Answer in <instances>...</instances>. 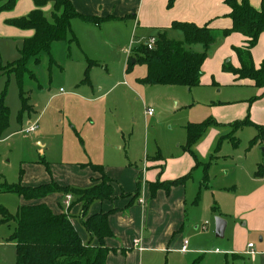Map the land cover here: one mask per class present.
<instances>
[{
    "label": "crops",
    "instance_id": "0c3cea01",
    "mask_svg": "<svg viewBox=\"0 0 264 264\" xmlns=\"http://www.w3.org/2000/svg\"><path fill=\"white\" fill-rule=\"evenodd\" d=\"M249 2L258 10L264 5V0H249ZM72 3L78 12L87 16L115 17L99 25L78 18L71 21V29L76 40L70 41L72 38L70 34L68 40L64 42L70 49L71 60L74 54L79 55L85 59L86 68L89 61L95 62L91 65L89 72L94 67L103 66V63L114 62L118 58V54L114 51H120L123 57L119 58L126 62L124 71L127 74L129 73L128 62L136 46L146 44L149 38L155 37L164 30L172 39H183L176 38L175 33L182 32L172 28L174 22H191L198 26L209 25L214 29L216 39L202 66L200 84L192 87L198 89L196 91L198 95L195 96L197 98L200 96L208 104L210 110L208 118L217 122V125L213 126L230 123L233 128L234 122L250 118L255 125L264 127V87L257 86L251 79H241L233 70L224 68V65L232 69L241 67L237 49L245 48L248 41V38L241 33L221 35L223 29L232 26V19L229 16L231 8L225 0H175L171 7H169V0H72ZM35 8L34 0H17L13 9L0 11V64L17 59L23 41L35 33L33 29H21L8 24L7 21L27 16ZM52 8V3H49L43 7V11L49 15ZM127 40L131 41L129 49H126V45L122 47ZM195 46L192 47L193 50L203 51L202 45L200 50ZM127 51L128 53L130 51V56H127ZM251 52L255 67L259 69L264 61V33L260 35L258 43ZM80 69L83 73V68L80 67ZM105 69L108 70L107 67ZM4 78L6 80L0 72V80L5 84ZM83 83H90V80ZM90 87L93 88V85ZM80 91L95 97L94 99L101 98V95L96 96L95 90L91 92L82 88ZM78 94L79 92L67 93L64 90L49 96V100L57 95L69 97L78 96ZM28 97L32 113L25 114L22 122L16 120L20 129L15 128L9 131L12 125L10 119V127L3 137L8 131L10 136L25 128L26 119H29V125L33 123L31 121L39 120L34 118L38 113L41 118L44 117L46 111L43 110L40 113L41 105L38 99ZM249 127H254L258 133L257 127L252 125ZM206 133L203 137L207 136L202 137L194 146L197 153L201 155L200 160L194 148L193 154L187 151V141L181 145L185 152L177 151L167 162L165 155L159 149L154 156L148 155L142 170L133 165L136 160L132 157L124 158L121 154L107 151L102 159L72 164L47 160L51 168L50 175L43 169L37 170L31 174V181H25V183L29 186H37L55 181L62 186L85 189L101 182L102 174L95 171L92 165H102L104 173L112 180L114 197L94 201L89 206L88 215L114 210L108 219L113 234L105 239V245L110 250L108 264H158L161 253L169 250H179L184 255L202 254L201 244L196 241L192 243L185 234L200 235L201 232L195 230H199L203 218L209 221L217 216L223 218L227 225L221 242L214 243L223 245L224 248L211 250L210 254L224 255L226 264H264V167L260 175L258 171L262 164L257 166L255 163L257 166L255 171L253 169L255 161L250 160L247 164L237 167L231 180L228 181L230 185H222L214 194L211 214L204 216L205 210H202L198 204L199 196L201 192L214 188L210 183V170L220 159L221 140L227 139L223 138L226 136L224 135L217 140L218 132L214 129ZM37 142L42 145V141ZM258 143L264 144V140ZM253 147H250L249 142V149ZM211 150H213L212 154ZM209 162L208 177H206L205 164ZM161 168L163 170L167 168L166 172L162 173ZM185 176L186 179L183 182L170 185L172 181ZM191 181H197L198 187L189 186ZM156 182L163 185L154 190L152 185ZM138 189H140L139 193L134 198ZM223 191L229 194L221 193ZM66 195L60 192L52 193L44 199L33 201H26L21 197L20 204L46 203L56 214L67 213L83 241H91L92 245L98 244V240L92 238L83 225L82 203H75L76 197L72 195L68 208ZM197 212L199 217H193L192 215H196ZM203 226L206 228L204 229ZM201 229L208 230V223H203ZM185 239L189 241L188 251L181 252L180 248ZM137 241L140 247L135 246ZM250 243L254 244L252 248L249 247ZM12 244L15 248V244ZM251 251L255 254H251ZM203 258V255L199 256L193 264Z\"/></svg>",
    "mask_w": 264,
    "mask_h": 264
},
{
    "label": "rangeland",
    "instance_id": "374dc122",
    "mask_svg": "<svg viewBox=\"0 0 264 264\" xmlns=\"http://www.w3.org/2000/svg\"><path fill=\"white\" fill-rule=\"evenodd\" d=\"M175 35L177 39L183 38L182 33L178 31ZM123 40L122 38L121 41ZM130 43L131 41L127 40L122 47L126 45V49H129ZM195 48L200 50L201 46L196 45ZM69 50L67 43L57 42L51 52L54 59L52 64L51 57L47 54L42 55L40 64H35L34 59L29 61L28 68L35 74V79L27 73L23 79V90L27 97L38 99L41 105L40 113L46 111L43 118L39 113L34 116L35 119H39L38 129L30 135L22 132L21 128L22 130L9 136V131L20 129L16 120L18 109L21 107L17 82L14 76L11 77L6 102L11 109L12 125L5 137L0 140V184L22 183L29 186L25 181H31V174L41 169L50 175L42 159L72 164L102 159L106 152L110 151L121 154L124 158L132 157L136 160L133 165L142 170L147 162V156H154L159 149L167 162L177 151L185 152L181 145L187 141L186 125L190 122L204 121L210 116L208 104L200 96L199 98L195 96L198 95L197 88L141 84L139 79L145 77L147 73V66L141 63L136 64L126 74L124 71L126 62L119 58L123 57L120 51H114L118 54L114 62L92 68L89 72L90 83H83L86 61L77 54V56L74 54L71 60ZM127 56H130V51L129 53L127 51ZM134 59L135 55L131 53V60ZM5 64L1 63L2 66ZM80 67L83 68V73ZM3 85V81L0 80V89ZM60 88L67 93L72 91L79 94L69 97L57 95L53 101L49 100V96L60 93ZM82 88L91 92L95 90L96 96L101 95V98L97 100L89 94H84L80 91ZM28 104L30 105V100ZM149 110L153 113L149 114ZM219 112L221 113V110ZM30 113L31 105L27 114ZM28 125L29 119H26L24 126ZM210 129L218 132V140L233 128L230 123H223L211 126ZM256 134L254 127L248 126L238 130L235 133L239 140L238 147L227 139L221 140L220 159L210 170V183L214 188L201 192L199 196L198 204L205 210L204 216L211 214L214 194L222 185H230L228 181L237 167L252 160L255 161L253 169L256 171L258 164H264V144L257 143L249 149V142ZM38 140L42 141V145L37 142ZM194 151L198 159L201 158L196 147ZM48 166L50 168V164ZM166 169L161 168V172H166ZM193 182L191 181L189 186L198 187V182ZM221 193L229 194L225 191ZM20 200L21 197L13 193H0V205L6 207L12 214L18 211ZM192 216L199 217V213ZM217 217L209 221L203 218V223H208V230H202L203 223L200 224L199 230H195L201 232L200 235L185 234L192 243L196 241L201 244L202 254L184 255L179 250H169L161 253L158 264H193L201 255L204 258L195 264H226L224 255L210 254L211 250L224 248L223 245L214 243L221 242V237L216 236L215 232ZM14 230L15 222L0 226V264H15V248L13 242L9 240Z\"/></svg>",
    "mask_w": 264,
    "mask_h": 264
},
{
    "label": "trees",
    "instance_id": "16d2710c",
    "mask_svg": "<svg viewBox=\"0 0 264 264\" xmlns=\"http://www.w3.org/2000/svg\"><path fill=\"white\" fill-rule=\"evenodd\" d=\"M16 2L17 0H0V11L13 9ZM34 2L36 8L27 16L7 21L8 24L21 29H33L35 33L23 41L17 59L3 66L0 64V71L6 77L0 92V140L10 127L11 109L7 105L6 98L11 77H15L18 85L21 108L17 119L22 122L25 113L30 111L29 98L23 90V79L27 73L35 79V74L28 68L29 61L34 59L35 64H40L42 55L47 54L51 57L52 64L54 62L51 56L53 45L68 40L70 34L72 35L70 41L76 40L71 29L73 19L78 18L97 25L115 19L113 16L100 18L81 14L73 6L72 0H34ZM174 2L175 0H169V7ZM49 3H52L53 8L50 14L46 15L43 7ZM225 3L231 8L229 16L232 19V26L223 29L221 35L241 33L248 38V41L245 48L237 49L241 67L232 69L224 65V68L233 70L241 79H251L257 86L264 87V61L257 69L251 52L258 43L260 35L264 33V5L258 10L249 0H225ZM172 28L183 33L182 40L170 38L164 30L155 35L157 39L155 49H149L146 44L133 49L136 61L134 63L131 58L129 59L128 72L138 63L147 66V74L139 79V83L189 88L200 84L202 66L216 39L214 29L209 25L198 26L191 22H174ZM198 44L203 46V51L193 50L192 47ZM94 63L89 61L84 82H89V69ZM213 125H217V122L211 118L200 123L188 124L187 151L193 154L194 146ZM249 125L258 129L257 135L250 141V147H253L264 140V127L255 125L250 118L234 122L232 132L223 138L229 139L237 147L239 140L235 136L236 131ZM42 162L50 171L48 163L44 159ZM209 165L210 162L205 164L206 177H208ZM263 167L264 164L259 166V175ZM92 168L102 174L101 182L85 189L62 186L55 181L37 186L7 182L0 184V193H13L26 201L41 200L52 193H70L76 197L75 203H82L84 227L92 238L98 240L96 245H92L91 241L84 242L70 216L67 213H54L46 203L21 205L16 214H12L6 207L0 205V226L15 222V230L9 238L15 244V264H108L110 250L105 245V239L113 234L108 219L114 210L88 215V209L94 201L113 199L114 190L112 180L104 173L103 166L92 165ZM185 179L186 176L172 181L170 185L181 183ZM162 185L163 183L156 182L152 187L156 190ZM139 190L134 198L137 197Z\"/></svg>",
    "mask_w": 264,
    "mask_h": 264
},
{
    "label": "built area",
    "instance_id": "2783aa9c",
    "mask_svg": "<svg viewBox=\"0 0 264 264\" xmlns=\"http://www.w3.org/2000/svg\"><path fill=\"white\" fill-rule=\"evenodd\" d=\"M156 42H157V39H156V37H151V38H149L148 40H147V42H146V45H147V47L149 48V49H151V50H153V49H155V47H156ZM60 92H64V89H60ZM153 112H152V110H149V114H152ZM38 129V120H36L35 122H33V123H31L30 125H28L27 127H25V128H23V130H22V132H24L25 134H27V135H30V134H32V133H34L36 130ZM66 205H67V207L69 208L70 207V202H71V199H72V195L71 194H67L66 195ZM203 228L205 229L206 228V226H203ZM188 243H189V241L187 240V239H185L184 241H183V244H182V246H181V248H180V251L181 252H187L188 251ZM139 245V246H138ZM253 243H250L249 244V247H253ZM135 246L136 247H140V244H139V242L137 241V242H135ZM251 254H255V252L254 251H251Z\"/></svg>",
    "mask_w": 264,
    "mask_h": 264
},
{
    "label": "water",
    "instance_id": "95a60500",
    "mask_svg": "<svg viewBox=\"0 0 264 264\" xmlns=\"http://www.w3.org/2000/svg\"><path fill=\"white\" fill-rule=\"evenodd\" d=\"M135 61L136 60L134 59L132 62L135 63ZM226 225H227V222L223 218L221 217L216 218V236L218 237L224 236Z\"/></svg>",
    "mask_w": 264,
    "mask_h": 264
}]
</instances>
